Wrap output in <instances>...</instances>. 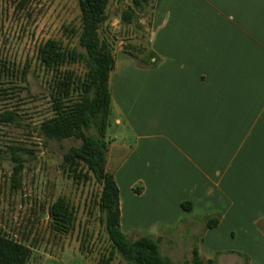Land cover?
Masks as SVG:
<instances>
[{
    "label": "crops",
    "instance_id": "0c3cea01",
    "mask_svg": "<svg viewBox=\"0 0 264 264\" xmlns=\"http://www.w3.org/2000/svg\"><path fill=\"white\" fill-rule=\"evenodd\" d=\"M155 7L158 65L116 58L111 74L112 108L135 134L114 171L122 229L162 238L190 221L191 231L201 228L205 255L233 254L216 246L220 233L235 236L247 221L260 232L264 218V0H155ZM218 215L206 230V218Z\"/></svg>",
    "mask_w": 264,
    "mask_h": 264
},
{
    "label": "rangeland",
    "instance_id": "374dc122",
    "mask_svg": "<svg viewBox=\"0 0 264 264\" xmlns=\"http://www.w3.org/2000/svg\"><path fill=\"white\" fill-rule=\"evenodd\" d=\"M130 0H110L108 20L102 29V35H109L114 45L115 56L132 58L127 54V44L139 43L151 49V32H143L132 25L134 32H125L122 15ZM3 29L0 35V51L8 61L9 69L0 74V113L15 111L18 115L15 123L0 122V230L32 246V257L27 264H101L100 259L112 250V244L96 208L91 213L89 205L93 203L97 185L79 186L63 173L61 162L64 152L81 140L68 139L62 143L41 136L38 127L45 118L52 115L51 82L49 75L38 63L39 45L49 38L61 39L80 50L78 38L70 37L66 27L81 24V9L78 0H1ZM155 0H154V11ZM147 17L141 22L147 23ZM145 34V35H144ZM149 35V36H148ZM135 52V51H134ZM143 57V54L139 55ZM137 68L140 67L134 59ZM28 72L23 75V69ZM79 72L82 65H72ZM128 103L131 104L129 101ZM117 106L116 99H113ZM120 117L121 123L115 118ZM109 142L108 169L115 171L123 157L127 155L135 140V134L128 123L112 108L107 128ZM24 148L27 159L21 173L19 188H14L13 167L10 146ZM138 184L136 187H139ZM60 196H66L78 208L79 220L88 223L89 248L84 254L80 250L81 230L73 234L61 235L49 225V206ZM254 212L258 208L257 200H252ZM264 214V206L261 209ZM193 224L184 221L171 233H162L161 252L175 264H245L246 258L251 264H264V218L257 227L247 221L246 231L236 230L235 236L220 233L215 243L221 250L234 249L235 253L205 255L201 249L202 260L195 263L193 248L201 242L200 226L191 231ZM189 230L186 234L184 231ZM137 239L136 233H127ZM157 238H160L159 236ZM52 260H44L47 256ZM215 261L210 263L208 259ZM111 264H127L123 256L116 251Z\"/></svg>",
    "mask_w": 264,
    "mask_h": 264
},
{
    "label": "trees",
    "instance_id": "16d2710c",
    "mask_svg": "<svg viewBox=\"0 0 264 264\" xmlns=\"http://www.w3.org/2000/svg\"><path fill=\"white\" fill-rule=\"evenodd\" d=\"M81 9L79 27H66L70 37L78 38L80 50L61 39L49 38L42 42L37 51L38 63L50 77L52 115L45 118L38 132L46 139L62 143L68 139L81 140L63 154L61 168L68 178L77 185H97L93 203L89 205L100 212L106 226L112 250L103 255L101 264H111L116 251L127 264H175L161 252L160 239L152 234H144L137 239L130 238L122 229L120 210V189L115 174L108 169L109 142L107 140L108 121L112 111L111 74L116 66L114 45L109 35H102V29L108 20L110 0H78ZM1 3V0H0ZM154 0H130L124 10L127 35L136 33L132 25L148 33L152 26ZM147 17V23L141 19ZM3 20L0 8V35ZM145 35V34H144ZM149 36V35H148ZM130 43L132 49L127 54L136 59L144 68L155 67L159 63L157 54L152 49ZM135 51V52H134ZM143 54V57L139 55ZM155 59V60H153ZM72 65H82L79 72ZM9 69L8 61L0 51V74ZM28 66L22 73L26 75ZM18 115L6 110L0 113V122L15 123ZM13 167L14 188H19L21 173L27 159L24 148L10 146ZM2 156H0V160ZM185 209H191V202H183ZM51 229L61 235L73 234L81 230L80 250L86 253L89 248L88 219L84 225L79 220L78 208L66 196H60L48 209ZM220 216L206 218L205 229L217 227ZM32 246L0 230V264H27L32 257ZM200 249L193 248V261L199 263ZM245 264H251L246 258ZM210 263L215 260L208 259Z\"/></svg>",
    "mask_w": 264,
    "mask_h": 264
}]
</instances>
